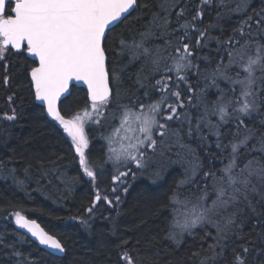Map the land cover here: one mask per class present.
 <instances>
[{"label": "snow or ice", "instance_id": "obj_1", "mask_svg": "<svg viewBox=\"0 0 264 264\" xmlns=\"http://www.w3.org/2000/svg\"><path fill=\"white\" fill-rule=\"evenodd\" d=\"M212 3L213 0H199L189 21L184 19L189 11V0H161L159 11L152 14L143 31L131 38L121 35L113 47L110 33L131 11L140 7L138 0H0V60L10 52L26 53L33 58L36 66L30 69L29 83L34 99L70 138L80 168L92 181L96 180L98 173L94 170L97 165L88 156L90 140L86 127L111 125L117 119L121 120L123 127L129 123V117H133L142 138L135 137V143L130 141L119 149L109 147L108 160L134 164L137 169L145 167L147 149L155 151L167 137L181 139V129L185 126L186 135L191 137L195 134L202 141L208 139L204 134L207 129L209 135L216 137V147L222 153L225 149L230 148V151L221 159L219 175L217 171L203 173L204 188L194 203L187 197L180 200L179 193L173 191L170 203L181 205L183 211L173 209L168 238L176 240L178 235L190 234L198 225H212L217 235L214 238L216 243L209 245V250L215 254L221 240L226 239L229 233L242 230L243 225L251 220L253 229H258L259 243L251 247L241 244L239 250L233 251L231 264H250L249 256L253 253L260 258L259 264H264V11L247 16L226 40L215 38L220 46L217 49L219 60L211 70H202L194 63L191 40L195 36L196 46L205 47L211 39L208 29H200L197 23L202 21L204 8ZM220 6L228 7L225 0H220ZM230 10L241 11L242 6L238 3L235 9ZM156 39H162L163 43H153ZM112 56H127L129 63L139 61L141 70L137 74V83L145 88L144 97H150L147 89L151 88L159 93V98L145 103L137 97L127 105L121 104L120 76L117 68L111 66ZM225 57L227 63L224 62ZM169 60L172 61L171 66ZM234 66L242 70V77L240 71H236L235 76L230 74ZM145 69L148 75L144 74ZM192 71L212 85L218 79L239 85V96L234 101L221 91L217 101L211 107L204 104L203 111L193 119L187 106L197 107L193 101H199V97L196 96V88L188 84V74ZM170 73L175 75L176 83H173ZM157 75L159 79H155ZM150 78L155 82L146 86L144 82ZM3 82L8 83L7 76ZM74 82L86 86L88 101L75 112L70 105L67 109L61 107L62 97L71 94L70 86ZM180 82L187 85V96L179 90ZM231 91L235 92V88ZM214 116L218 117L216 122L211 119ZM2 118L14 121L15 109L11 114H3ZM256 118L258 127H249L246 120ZM170 122H177L181 127L173 128ZM233 122L237 131L224 144L221 128ZM104 138L109 145L114 142L111 136ZM253 140L255 143L249 147ZM242 156L250 158L241 161ZM128 174L119 172L113 176V182H120ZM195 175L193 170L192 176ZM209 180L211 194L215 197L211 204L207 203L210 198ZM192 182V177L186 176L179 185ZM124 190L127 191L126 188ZM103 199L109 205L113 203L106 196ZM115 199L118 202L120 197ZM95 200L100 201L101 196L97 194ZM88 211L91 212L92 208ZM14 217L16 225L26 229L40 245L60 253L65 251L64 244L36 221L27 219L20 211H16ZM15 255L22 256L19 252ZM121 259L124 264H136L127 251L121 254ZM18 264H23V261Z\"/></svg>", "mask_w": 264, "mask_h": 264}, {"label": "trees", "instance_id": "obj_2", "mask_svg": "<svg viewBox=\"0 0 264 264\" xmlns=\"http://www.w3.org/2000/svg\"><path fill=\"white\" fill-rule=\"evenodd\" d=\"M160 2L138 0L140 7L110 33V44L115 47L121 35L131 38L143 31L152 14L159 11ZM225 3L227 8L220 6V0H213L204 8L202 21L197 23L200 29H208L211 39L207 45L196 46L195 36L192 37L194 63L202 70H211L219 60L217 49L220 46L215 38L226 40L247 16L264 11V0H225ZM238 3L242 6L241 11L230 10ZM198 4L199 0H189V11L184 19L191 21ZM172 20L175 22L174 14ZM189 34L192 35L191 30ZM153 43L162 44L163 40L156 39ZM111 60V66L117 68L120 76L121 104L127 105L137 97L145 103L159 98V93L151 88L147 89L150 97H144L145 88L137 83V74L141 70L139 61L129 63L127 56H112ZM224 62L227 63L226 57ZM168 64L171 66L172 61ZM34 66L36 64L27 59L25 53L10 52L0 60V264H18L19 261L23 264H124L121 259L124 251L136 264H201L202 261L204 264H231L233 251L239 250L241 244L251 247L259 243L258 229H253L251 220L242 230L229 233L221 240L215 254L209 250V245L216 243L217 235L212 225H198L190 234L178 235L176 240L168 238L173 209L183 211L178 204L170 203L173 191L179 193L180 200L187 197L194 203L204 188L203 173L217 171L219 175L221 159L230 151L229 148L222 153L216 147V137L209 135L207 129L204 134L208 139L202 141L195 134L186 135L185 126L181 129V139L167 137L155 151L147 149L145 167L137 169L134 164H114L108 160L109 144L104 137L111 135L113 123L86 127L90 140L88 156L97 165L94 170L98 173L92 181L81 171L78 157L62 129L56 122L48 120L45 110L36 104L29 83L30 69ZM236 71L241 72V77L244 75L235 66L230 74L235 76ZM144 74L148 75L147 69ZM170 75L175 81V75ZM188 75V84L196 88L199 97V101H193L197 107L187 106L193 119L203 111L204 104L211 107L221 91L234 101L239 96V85H231L223 79L212 85L202 76L198 78L194 71ZM5 76L8 77L7 84L3 82ZM159 78V75L155 76V79ZM154 82L150 78L144 83L147 86ZM180 83L187 90V85ZM233 87L235 92L231 91ZM70 93L61 102L62 108L67 109L70 105L75 112L88 102L85 91L72 87ZM9 97H12L11 101ZM13 109L16 112L14 121L2 118ZM211 119L216 122L218 117ZM170 123L173 128L181 127L177 122ZM246 123L249 127H258V118L246 120ZM236 131L234 122L224 125L221 128L223 143L227 144ZM253 143L254 140L250 141L249 147ZM245 158L250 157L242 156L241 161ZM159 160L164 163H156ZM224 163H227L226 159ZM193 170L196 172L194 177ZM122 171L129 174L114 183L113 176ZM186 176L192 177L193 182L179 185ZM208 185L210 198L207 203L211 204L215 197L211 194L210 180ZM97 194L101 196L98 202L95 200ZM105 196L113 201L111 205L103 199ZM116 196L120 197L118 202ZM89 208H92L91 212ZM16 211L59 239L65 246L63 256H51L22 235L15 226ZM17 252L22 256H16ZM259 260L254 253L249 256L250 264H259Z\"/></svg>", "mask_w": 264, "mask_h": 264}, {"label": "rangeland", "instance_id": "obj_3", "mask_svg": "<svg viewBox=\"0 0 264 264\" xmlns=\"http://www.w3.org/2000/svg\"><path fill=\"white\" fill-rule=\"evenodd\" d=\"M173 83H176V81H174V79H173ZM179 90L185 96L188 94L186 88L181 83L179 84ZM112 123H113V129L111 130L112 132H111L110 136L113 138L114 142L111 145L108 146V155H109V147L119 149L122 144L124 146H127L130 141L132 143H135V139H134L135 137H141L142 138L141 133H139V131H138L139 125L134 120L133 117H129V123L125 124L123 127H121V120L120 119L114 120V121H112ZM114 129H119V131L117 132ZM86 131H87V128H86ZM63 134L66 136V138L68 139V141H69V143L71 145L70 138L67 137V135L64 132H63ZM156 163L161 164V163H164V162H163V160H159ZM114 164H119V163H114ZM81 171L83 172L82 169H81ZM181 207H182L181 205H178V208H181Z\"/></svg>", "mask_w": 264, "mask_h": 264}, {"label": "water", "instance_id": "obj_4", "mask_svg": "<svg viewBox=\"0 0 264 264\" xmlns=\"http://www.w3.org/2000/svg\"><path fill=\"white\" fill-rule=\"evenodd\" d=\"M131 12H133V11H131ZM25 55H26L27 59H29L31 62H34V61H33V58L29 57L26 53H25ZM37 63H38V62H37ZM35 64H36V63H35ZM72 87H75V88H77V89L84 90V91L86 92V86H84V85H82V84H80V83H78V82H74L73 85L70 86V90H71ZM68 96H69V94H66L65 97H62L61 102H62L63 100H65L66 97H68ZM35 102H36V104H37L39 107L43 108V107L39 104V102H37V101H35ZM43 109H44V108H43ZM45 114H46V112H45ZM46 117L48 118V120L52 121L51 118L48 117L47 115H46ZM36 223H37V222H36ZM15 224H16V223H15ZM37 224H38V223H37ZM16 227H17V229H18V230H19L24 236H26L29 240H31L35 245H37L38 247H40V248H41L42 250H44L46 253H48V254H50L51 256H54V257H61V256H63L64 252H63V253H60V252L54 251V250H52V249H49V248H47V247L44 246V245H40L39 242H38V240H36L34 237H32L31 234L28 233L26 229H21V228H19L17 225H16ZM40 227H41V226H40Z\"/></svg>", "mask_w": 264, "mask_h": 264}, {"label": "bare ground", "instance_id": "obj_5", "mask_svg": "<svg viewBox=\"0 0 264 264\" xmlns=\"http://www.w3.org/2000/svg\"><path fill=\"white\" fill-rule=\"evenodd\" d=\"M23 235V234H22ZM40 248V247H39Z\"/></svg>", "mask_w": 264, "mask_h": 264}]
</instances>
